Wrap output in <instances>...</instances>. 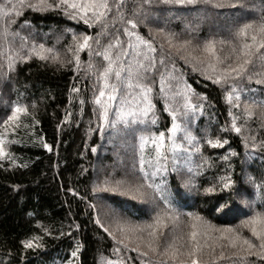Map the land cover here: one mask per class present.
Returning a JSON list of instances; mask_svg holds the SVG:
<instances>
[{
  "label": "trees",
  "instance_id": "16d2710c",
  "mask_svg": "<svg viewBox=\"0 0 264 264\" xmlns=\"http://www.w3.org/2000/svg\"><path fill=\"white\" fill-rule=\"evenodd\" d=\"M27 2L37 7L19 8L18 17L12 13L16 22L11 25L7 43L4 21L0 18V47L7 51L8 44L14 41L13 47L21 49L25 38L27 43L21 55H28L33 44H43L46 49H52L46 55H58L59 59L40 60L34 55L27 60L17 59L11 72L5 61H0L4 64L0 69V136L6 140V153L15 161L0 158V264H67L69 260L72 264H106L108 260L116 264H142V261L157 264L164 257L151 252L141 256L133 251L147 249L128 231L134 226L153 223L157 214L168 225L158 229L156 243L160 250L173 241L177 248L183 245L181 251L190 247L189 234L196 224L197 240L201 245H209L203 254H197L198 260L206 264H264L259 255H247L241 249L215 247L213 251L211 247L226 243L214 240L219 236L215 229L225 228L258 243L242 222L254 213L264 212V84H257L255 78L249 81L247 77L214 83L215 75L221 74L230 61L216 63L212 54L204 51L205 43L212 41L216 57L229 56L231 48L238 46L234 34L241 25L252 23L255 27L264 22V0H195L191 4L151 0L150 5H143V0H122L124 20L116 16L113 7L103 21L108 27L106 34L99 37V48L94 40L97 33H102L101 23L94 22L89 27L79 17L69 18L63 5L47 7L41 6L39 0ZM4 3L5 0H0V5ZM56 3L57 0H46L47 5ZM137 5H142V10L133 15ZM127 19H133L137 27L132 29L126 24ZM126 27L156 49L155 53H149L156 59L151 94L155 107L147 116L138 113L137 122L129 124L127 130L122 123L115 129L109 123L116 118L119 96L112 102L108 120L99 119L100 108L93 98L97 83L95 68L91 73L87 69L89 49L79 51V65L74 59L76 43L82 35L93 38L90 41L93 52L102 51L116 36L125 47L131 41L144 49L135 36L124 35ZM257 55L264 56V49L257 50ZM91 59L97 68L104 64L102 57ZM210 64H215V73ZM173 66L176 71L172 76L176 79H166L170 88L164 98L159 94V74L163 72L167 78ZM261 70V61L254 56L249 74ZM232 87L241 96L239 107L235 106L234 96L231 102L228 100ZM176 92L182 94L175 98L180 104L175 121L179 128L172 135L174 143L183 147L169 151L167 130L173 118L164 107L166 102L172 109L177 107L173 100ZM184 95L192 105L187 115L182 107ZM244 101L250 105L251 115L247 118ZM15 103L25 105L27 114L20 116L18 124L4 125ZM233 117L241 128L239 133L232 130ZM128 119L131 121L132 117ZM141 120L144 122L140 123ZM161 132L165 133L162 154L169 157L168 170L162 173L165 180L162 190L175 209L174 220L164 216L171 210L164 207L151 189H141L146 193L144 196L135 191L120 195L104 190L115 187L117 182H121L124 190L142 185L141 161L151 181L157 155L151 141ZM186 133L195 140H186ZM141 136L147 137V141H142ZM207 139L227 140V143L213 147L206 143ZM44 144L49 147L45 148ZM193 144L199 152L183 150L191 149ZM173 159L179 171L173 170ZM249 175L254 177L255 185L247 182ZM225 176L233 181L228 189L221 188L220 177ZM160 179L158 174L155 182L159 183ZM209 187L215 191L205 192ZM221 205L225 207L216 211ZM197 216L201 221L195 219ZM202 221L212 226L207 235ZM121 226L125 230L123 235ZM44 229L48 230L47 234ZM125 235L129 237L124 241L127 248L116 243ZM32 236L41 238L42 247L23 248L21 241ZM77 244L81 246L78 259L71 257Z\"/></svg>",
  "mask_w": 264,
  "mask_h": 264
},
{
  "label": "snow or ice",
  "instance_id": "6c2138e0",
  "mask_svg": "<svg viewBox=\"0 0 264 264\" xmlns=\"http://www.w3.org/2000/svg\"><path fill=\"white\" fill-rule=\"evenodd\" d=\"M164 3H194L195 0H162ZM39 4L41 6L47 7H61V5L65 8V13L69 16V18L75 19L79 17L86 25L89 27L92 26V23H101L103 25L102 33H97V36L94 40L97 47L99 48L101 45L100 35L106 34L107 25L103 24L105 18L109 16V13L112 12L113 7L116 10V16H119L121 20H124V13L121 11L123 8L122 0H57L55 5H47L46 0H39ZM151 0H143V5H150ZM36 8L37 6L32 4L31 2H27L26 0H5L3 5H0V18H3V35L5 38V42L7 43V35L11 30V25L16 21L12 17V13L15 12V16L18 17L21 15V12L18 10L23 7ZM217 7L224 6L223 4L215 5ZM231 6H235L234 4ZM68 9H71V12H68ZM142 10V5H137L136 9L133 10V15H138ZM116 16L112 17L113 23L116 22ZM126 24L130 25L132 29L137 27V23L133 19H127ZM18 35V33H16ZM124 35L128 37H136V40L140 42V44L144 45V49H140L138 44L128 42L127 47H125L120 42V37L116 36L114 42H110L108 45L103 47L102 51L93 52L91 49L90 41H93V38L88 35H82L81 38L76 43L75 55L74 59L76 60L77 65H79V51L87 48L89 49V62L87 64L88 72L91 73L95 68L96 74V85L93 87V98L94 103L99 106L100 113L99 119L101 121L108 120V112L109 109L113 106L112 102L116 101L119 96L120 103L115 107L116 118L109 121L110 125L113 129L116 128L118 123H122L124 125V129L127 130L129 124H135L137 122L138 113L147 116L150 112H153L154 104L152 103L151 94L153 93L152 84L155 83L153 80V75L156 72V59L154 56L149 55V53H155L156 49L152 47L151 43L147 40H144L142 37L137 35L134 31H130L127 27L124 29ZM235 37L238 40V46H233L231 48V53L229 56L224 59H220L215 56L214 43L212 41H208L204 45V51L206 53H211L213 58L216 60V63L224 64L225 61H230L228 67L224 68L221 74L215 75L214 83L220 84L221 82L233 81L235 82L239 78L247 77L249 81L253 78L256 79L257 84H264V56L257 55V50L264 49V22H261L258 26H253L252 23H245L241 25L235 32ZM73 39L77 38L73 36ZM23 43L21 45V49H16L13 47L14 41L12 44H8L7 51L5 48L0 47V61H5L7 65V69L9 72L14 70V64L17 59L27 60L30 56H36L40 60H49L55 62L58 61V55H52L49 57L45 53H51L52 49H46L43 44L35 45L33 44L31 48L28 49V55H21V50L24 44L27 43L25 38H22ZM187 43V42H185ZM223 43V42H222ZM92 56L102 57L104 64L102 67L97 68L92 63ZM256 57L261 61V71L249 74L248 68L249 65L253 63V57ZM164 58L161 56L160 64L163 65ZM213 69L215 73V64L208 65ZM4 67V64L0 63V69ZM77 70V69H74ZM195 71V68L193 69ZM176 69L173 66L172 70L169 72L168 77L166 78L164 73L161 72L159 74V94L161 97L166 98L168 96V89L170 85L166 83L167 80L176 79V77L172 76V72H175ZM114 77V79H113ZM211 79L212 77H206ZM151 81V83H150ZM98 88V94H96ZM75 91V89H73ZM182 94L180 92H176L173 96L174 102H176L177 107L175 109L170 108L169 104L166 102L164 111L168 112V114L173 118V123L170 128H168V147L169 151L174 149H181L183 147L182 144L174 143V138L172 133H174L179 125L176 124V116L177 112L180 109L179 101H176V97H180ZM233 96L236 101V107H239L241 102V96L236 87L231 88V94L228 96V100L231 102ZM253 104L256 102L253 101ZM245 104V117L251 115L250 105L248 101H244ZM34 106V105H33ZM182 107L185 109L184 114L187 115V109L191 108L192 105L189 103L187 95L183 96V104ZM95 111V110H94ZM193 111L195 109L193 108ZM27 114V107L20 103H15L11 108V114L7 116V118L3 121L4 125H8L10 122L17 123L19 121L20 116ZM154 115V114H153ZM229 115H231V110H229ZM128 117H132L131 121H129ZM144 121L141 120L140 123ZM152 123H156V119L153 118ZM101 129L104 128V124L100 125ZM232 130L235 132H240L241 128L236 124V117H233L232 120ZM140 139L144 142L147 141V137L141 136ZM185 139L189 142L195 140L190 134H185ZM14 142V141H10ZM155 145L156 150V165L154 170L151 173V181L149 178V173L145 172L143 169V161H141V172L143 173V184L129 188L124 190L121 188V182H117L116 186L108 189L105 188V191L111 190L120 195H127L131 191H135L140 196H144L146 193L141 189L147 188L153 190L154 194L163 201L164 207L166 209H170L164 214V216L168 220H174L177 216L173 215L175 209L172 208V205L169 199L165 196L162 185L165 184V180L163 178L162 173L167 172V163L169 157L167 155L162 154V149L165 146V133L161 132L158 137L153 136L152 141ZM6 140L0 136V158L7 157L12 163L15 161L12 160L11 155L6 153L5 149ZM207 144L213 147H221L222 144H226L227 140L221 141L219 139H207ZM45 148L49 146L44 144ZM185 152L196 151L199 152L200 149L193 144L191 149L184 148ZM95 151V149H93ZM231 155H235V152H232ZM227 155L223 157V159H227ZM161 162H163V167H161ZM173 170L179 171L177 168V161L175 159L172 160ZM199 167V165H198ZM191 172V169H189ZM160 174L161 179L159 183L155 182V177ZM247 182L255 185V179L252 176L246 177ZM221 188L228 189L233 185V181L230 176L220 177ZM195 186V185H193ZM259 187V185H257ZM95 190V189H94ZM205 192H213L215 189L213 187H209L204 189ZM135 198V196L133 197ZM224 205H221L216 209V211H221L224 208ZM192 214L189 213V216ZM197 221H201L200 217H195ZM99 223V221H96ZM202 227L204 234L207 235L211 232L212 226L208 225L207 222L202 221ZM245 227H247L252 237H255V240L258 243H254L251 239L242 237L237 233L233 232L231 228L225 229H215V231L219 232V236L215 237L214 240L226 242V243H217L212 245V250H215V247H228L232 249H241L247 255H259L261 259H264V212L254 213L251 217H249L246 221L242 222ZM168 225L165 222V219L162 218L160 214H157L153 223H149L144 225L143 227L134 226L129 228L128 231L131 232L136 239L141 240L144 243L147 251H142L138 248H134L133 251H138L141 256H147L149 252L153 254H158L164 259L158 260L157 264H206L205 261L198 260L197 254H203V249L208 248L209 245L204 244L201 245L197 240L198 232L196 229V224H193V231L189 234V244L190 247H187L183 251V245L181 248H177L175 246V241L172 243H167L163 246V249L160 250V245L156 243V238L158 236V229L167 227ZM124 234V227L121 226L119 229ZM47 234L48 230L44 229ZM105 231H108L105 228ZM139 233L140 235H136ZM111 235V233H110ZM145 235L147 239H145ZM115 239V237H114ZM125 239H129L128 236H124L123 239L117 240L116 243L123 244L125 248L128 247L127 244L124 243ZM182 239V237H181ZM41 238L39 236H32L29 239L21 241L23 248L32 249L42 247L40 243ZM242 246H246L243 248ZM80 245L77 244L75 249L71 252V257L78 259V253L80 251ZM256 249L257 251H253ZM114 251H119V249H114ZM223 252L220 253V257L223 258ZM186 256L188 259H178L179 257ZM67 264H72V261L69 260ZM106 264H116V262L108 260ZM142 264L144 262L142 261Z\"/></svg>",
  "mask_w": 264,
  "mask_h": 264
}]
</instances>
